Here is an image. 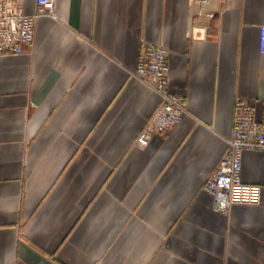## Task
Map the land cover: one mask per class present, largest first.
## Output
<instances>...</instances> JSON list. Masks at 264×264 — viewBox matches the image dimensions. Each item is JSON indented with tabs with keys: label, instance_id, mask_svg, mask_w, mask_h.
<instances>
[{
	"label": "crops",
	"instance_id": "crops-1",
	"mask_svg": "<svg viewBox=\"0 0 264 264\" xmlns=\"http://www.w3.org/2000/svg\"><path fill=\"white\" fill-rule=\"evenodd\" d=\"M21 3L34 12L35 0ZM55 8L29 51L0 54V264H264V152L242 155L257 204L215 211L202 189L235 100L262 115L264 0ZM142 41L167 48L186 115L140 147L159 103L134 77Z\"/></svg>",
	"mask_w": 264,
	"mask_h": 264
},
{
	"label": "built area",
	"instance_id": "built-area-1",
	"mask_svg": "<svg viewBox=\"0 0 264 264\" xmlns=\"http://www.w3.org/2000/svg\"><path fill=\"white\" fill-rule=\"evenodd\" d=\"M55 0H35L32 14L23 12L21 0H0V54H21L31 49L36 21L43 16L55 18ZM209 18L213 14H208ZM197 32L193 33L196 38ZM259 52L264 54V25L259 27ZM134 77L159 97V103L136 138L143 147L153 134H164L176 127L186 115L184 98L169 87L168 50L165 46L142 41ZM226 150L202 189L212 198L215 211L226 212L234 204L255 205L260 187L241 181L242 155L246 150L264 152V100L257 118L249 101L236 99L233 105L231 135Z\"/></svg>",
	"mask_w": 264,
	"mask_h": 264
}]
</instances>
